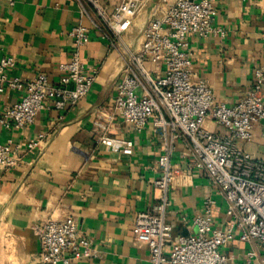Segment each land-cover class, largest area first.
Returning a JSON list of instances; mask_svg holds the SVG:
<instances>
[{
    "label": "crops",
    "instance_id": "0c3cea01",
    "mask_svg": "<svg viewBox=\"0 0 264 264\" xmlns=\"http://www.w3.org/2000/svg\"><path fill=\"white\" fill-rule=\"evenodd\" d=\"M110 11L121 0H101ZM131 27L115 47L96 30L100 25L95 10L86 0L0 1V58L13 57L16 65L11 78L34 80L46 75L56 84L63 76L60 66L69 62L74 46L68 31L84 26L90 42L79 50L89 71L99 73L90 93L74 107L57 110L53 105L42 111L32 125L17 130L0 124V144L29 143L43 135L39 146L23 155L19 167H0V264H38L37 230L49 218H73L79 232L87 237L96 255L71 264H151L148 246L134 240L133 226L139 213L150 211L159 202L155 181L161 176L158 159L163 153L159 133L152 123L135 131L130 122L113 111L116 86L123 77L127 56L123 49H140L148 23L161 16L173 0H140ZM217 15L213 25L223 37L203 39L190 35L193 81L204 82L215 101L233 106L254 85V72L264 63V0H213ZM157 76L164 66L148 63ZM20 93L0 94V119L4 109L18 102ZM97 123L108 126L107 134L133 141L131 156L97 146L103 134ZM216 134L227 130L209 121ZM263 125L257 127L255 146L239 147L262 158ZM176 179L170 190L167 221L172 226V241L180 236H195L194 218L204 203L213 199L216 228L226 229V202L209 179L193 168V155L187 139L177 140L172 155ZM171 246L165 248L169 252ZM257 254L253 264H263L264 251L255 243L239 240V231L221 248L231 262L244 264L247 252Z\"/></svg>",
    "mask_w": 264,
    "mask_h": 264
},
{
    "label": "built area",
    "instance_id": "2783aa9c",
    "mask_svg": "<svg viewBox=\"0 0 264 264\" xmlns=\"http://www.w3.org/2000/svg\"><path fill=\"white\" fill-rule=\"evenodd\" d=\"M4 1L14 4V0ZM86 1L100 19V25L93 23L94 28L110 41L113 39V47L133 24L141 3L121 0L110 11L101 0ZM216 15L213 0H173L161 16L148 23L138 51L123 49L128 59L116 86L113 111L130 122L135 131L152 123L163 145L158 159L161 176L155 181L161 197L150 211L136 216L133 226L134 240L148 246L151 264H235L221 252L235 230L239 231L240 241L255 243L264 251V159L239 147V143L252 142L257 127L264 126V63L254 72L253 88L233 106L217 103L206 83H195L189 37H223V30L213 25ZM68 37L74 52L69 62L60 66L63 76L56 84L50 83L46 75L34 80L11 78L8 71L16 65L15 59L0 58V94L20 93L19 101L4 109L0 124L8 129H25L49 106L57 110L74 107L90 93L99 71H89L79 55V50L90 42V35L78 25L68 31ZM148 63L164 66V73L157 76ZM209 121L227 133H214L207 127ZM97 126L103 131L97 146L125 156L133 154V141L109 136L105 124ZM43 138L41 135L25 150L19 145L0 144V167H19L23 155L38 147ZM181 138L189 142L193 168L204 173L221 192L225 215L231 222L226 229L216 228L212 214L215 201L208 199L202 213L193 220L196 235L180 236L173 242L167 211L176 179L172 155ZM261 139L264 145V127ZM37 236L38 264H71L96 255L90 240L79 232L71 217L47 219ZM168 246L171 249L166 253ZM256 254L254 250L247 252L244 264H253Z\"/></svg>",
    "mask_w": 264,
    "mask_h": 264
},
{
    "label": "rangeland",
    "instance_id": "374dc122",
    "mask_svg": "<svg viewBox=\"0 0 264 264\" xmlns=\"http://www.w3.org/2000/svg\"><path fill=\"white\" fill-rule=\"evenodd\" d=\"M242 144H249L251 146H255L254 144H252L251 142H247V143H242ZM260 156L264 159V153L260 154Z\"/></svg>",
    "mask_w": 264,
    "mask_h": 264
}]
</instances>
